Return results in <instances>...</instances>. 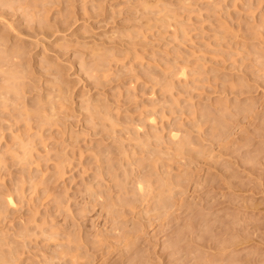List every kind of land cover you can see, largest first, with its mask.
I'll use <instances>...</instances> for the list:
<instances>
[{
  "label": "rangeland",
  "instance_id": "374dc122",
  "mask_svg": "<svg viewBox=\"0 0 264 264\" xmlns=\"http://www.w3.org/2000/svg\"><path fill=\"white\" fill-rule=\"evenodd\" d=\"M7 1L0 264H264V0Z\"/></svg>",
  "mask_w": 264,
  "mask_h": 264
},
{
  "label": "bare ground",
  "instance_id": "6f19581e",
  "mask_svg": "<svg viewBox=\"0 0 264 264\" xmlns=\"http://www.w3.org/2000/svg\"><path fill=\"white\" fill-rule=\"evenodd\" d=\"M8 1H9V0H8ZM8 1H7V3H8ZM11 1H12V0H11ZM9 2H10V1H9ZM20 7H21V6H20ZM8 57H9V56H8ZM2 68H3V67H2ZM4 69H5V68H4ZM183 70H184V69H183ZM183 70H182V68H181L180 72L178 71L177 74L181 73L182 76H183V75L186 76V74H185L186 71H183ZM8 71H9V70H8ZM2 72H3V70H2ZM184 72H185V73H184ZM6 73H7V71H6ZM6 73H5V74H6ZM10 73L12 74L11 71H9V73H7V74L9 75ZM3 76H4V75H3ZM5 76H6V75H5ZM185 76H183V77H185ZM16 77H17V76H16ZM5 79H7V77H6V78H5V77L3 78V80H5ZM8 79H9V78H8ZM5 82H6V80H5ZM5 84H7V82H6ZM0 86H1V85H0ZM5 86H6V88H7L8 86L11 87V86L9 85V83H8V85H5ZM5 86H4V87H5ZM4 87H3V89H1V88H0V89L4 91ZM12 87H13V86H12ZM16 87L19 88V86H17V85H16ZM16 87H15V88H16ZM20 87H21V85H20ZM13 88H14V87H13ZM15 88H14V89H11V90H15ZM9 89H10V88L7 89L8 92H10ZM20 89H21V88H20ZM3 91H2V92H3ZM20 91H22V90H20ZM6 92H7V91H6ZM8 92H7V93H8ZM252 109H253V108H252ZM253 110H254V109H253ZM253 110H252V111H253ZM254 111H255V110H254ZM256 115H257V111H256V114H255V112H254V116H255V117H256ZM252 116H253V114H252ZM254 116H253V119H254V120H252L253 122L255 121ZM151 119L154 121L153 118H150V120H151ZM150 120H149V121H150ZM152 120H151V121H152ZM153 121H152V122H153ZM255 122H256V121H255ZM255 122H254V123H255ZM254 125H256V126H254V127H256V129L258 130V128H259V124L257 125V123H256V124H254ZM262 125H263V124H262ZM260 126H261V125H260ZM262 127H263V126H262ZM260 128H261V127H260ZM256 129H254V130H256ZM263 129H264V128H263ZM257 130L254 131L255 133H252V135L254 134V135L252 136L253 138L251 137V141H252V143H253V140H255L256 138H258V136L260 137V135H261V134H259V133L256 134ZM263 133H264V131H263ZM263 133H262V134H263ZM255 134H256V135H255ZM170 136H171L173 139H176V138H178L179 135H178V133H177L176 131H175V132L172 131V132H170ZM262 137H263V135H262ZM260 140H261V139H260ZM258 141H259V140H258ZM259 143H262V140L259 141ZM263 143H264V140H263ZM263 143H262V144H263ZM250 144H251V143H250ZM251 145H252V144H251ZM258 145H260V144H257V145H254V146L256 147V146H258ZM262 147L264 148V146H262ZM263 148H260V149L255 148V149H254L255 154H254V152H253L252 154H253V155H256V156H254V158H253V160H254L255 162L258 161V160L260 159V155H261L262 152L264 151ZM258 151H262V152H259L260 154H257ZM255 164H256V163H255ZM255 164H254V165H255ZM253 172L255 173L254 170H253ZM255 174H257V173H255ZM259 176H260V175H259ZM142 181L144 182L145 180L142 179ZM142 181L138 179L137 184H136V186H137V190H138L139 192H142L141 195H142L143 193L145 194V192H143V189L146 188V187H144V186H145V185L148 186V184L150 185V183L148 182L149 180H148V181L146 180L144 183H143ZM146 182H147V183H146ZM145 183H146V184H145ZM143 184H145V185H143ZM148 187H150V186H148ZM148 187H147V188H148ZM147 188H146V189H147ZM149 189L151 190V188H148V190H149ZM150 190H149V191H150ZM144 194H143V195H144ZM147 194H148V193H147ZM143 195H142V196H143ZM5 200H6V202H7L8 205H12V206H14V205L16 204L15 201H14V199H13V197H12V195H11V193H9V192H8V193L5 192ZM111 212H112V211H111ZM112 216H114V214H112ZM98 234H99V232H98ZM99 235H100V234H99ZM99 235H96V237L99 236ZM67 236H68V235H67ZM100 237H101V236H100ZM68 238H69V237H68ZM97 239L101 241V239H99L98 237H97ZM97 239H95V240H97ZM102 239H103V236H102ZM67 240H68V242H69V239H67ZM67 240H66V241H67ZM97 242H98V241H97ZM62 251H63V250H62ZM62 251H60L59 254H61ZM66 252H67V251H66ZM63 254H64V252H63ZM70 254H71V253H70ZM71 256H72V259H74L75 256H74L73 254H71ZM71 261H72V260H71Z\"/></svg>",
  "mask_w": 264,
  "mask_h": 264
}]
</instances>
